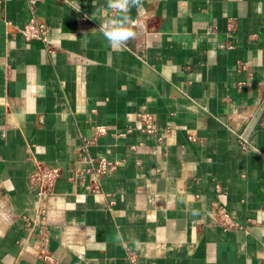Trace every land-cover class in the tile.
I'll use <instances>...</instances> for the list:
<instances>
[{
	"label": "crops",
	"instance_id": "1",
	"mask_svg": "<svg viewBox=\"0 0 264 264\" xmlns=\"http://www.w3.org/2000/svg\"><path fill=\"white\" fill-rule=\"evenodd\" d=\"M144 3L135 38L113 49L92 35L93 0H0V264H44L27 184L38 165L62 169L46 201L52 264H264V0ZM32 19L53 53L17 33ZM85 140L93 159L119 162L95 195L91 176L67 179ZM217 206L255 222L222 231Z\"/></svg>",
	"mask_w": 264,
	"mask_h": 264
},
{
	"label": "built area",
	"instance_id": "2",
	"mask_svg": "<svg viewBox=\"0 0 264 264\" xmlns=\"http://www.w3.org/2000/svg\"><path fill=\"white\" fill-rule=\"evenodd\" d=\"M9 26L10 24L7 23ZM236 31V24L234 19H229L227 23L226 34L231 35ZM17 33L24 39L26 42L37 41L43 44L45 49L53 53L54 49L50 46L49 41V30L47 25L35 20H30L20 29H17ZM264 113V104L259 107L256 112V117L261 118ZM254 114V113H253ZM138 121L140 122L139 131L145 135L153 136L158 141H162L163 137H160L156 133L154 127L153 118L148 113H140L137 116ZM95 132L98 135H104L106 133L105 127H96ZM249 133H240L237 134V142L241 149L248 150L252 149L251 144V133L253 132V127L249 129ZM127 133L131 132V129L126 131ZM91 145L90 141H84L79 149L77 150V157L73 163L68 167L69 173L67 179L70 183L75 184L76 180L79 179L80 183L85 182L87 176H91V182L87 185V191L90 194H99L101 193L99 179L100 177L106 175L107 173L115 171L119 162H110L106 159H93L89 153L88 148ZM135 147H132L131 150H134ZM62 169L59 167H48L45 165H38L35 170L29 175L27 179V184L29 190L34 193L36 198V213L40 216L38 221L40 243L36 247V254L38 258L44 264H52V258L46 253V244L45 237L47 233V224H46V201L49 198L55 196V184L57 180L61 177ZM209 216L211 218L212 224L219 227L222 231H241L246 233L249 225L254 224L253 219H248L246 224H240L237 222L226 210L224 207L217 206L209 211ZM26 224V227L31 229L37 223L34 221L23 218ZM134 257L130 256V261L134 262Z\"/></svg>",
	"mask_w": 264,
	"mask_h": 264
},
{
	"label": "clouds",
	"instance_id": "3",
	"mask_svg": "<svg viewBox=\"0 0 264 264\" xmlns=\"http://www.w3.org/2000/svg\"><path fill=\"white\" fill-rule=\"evenodd\" d=\"M93 4L95 12L92 19L99 20L100 24L98 30H92V35L99 32L113 49L126 47L128 41L136 36L133 29L137 25V20H134L130 13L136 9L139 16L143 17L146 14L144 0H106V5L99 7L93 0ZM71 7L76 11L80 10L79 3L73 2Z\"/></svg>",
	"mask_w": 264,
	"mask_h": 264
},
{
	"label": "water",
	"instance_id": "4",
	"mask_svg": "<svg viewBox=\"0 0 264 264\" xmlns=\"http://www.w3.org/2000/svg\"><path fill=\"white\" fill-rule=\"evenodd\" d=\"M54 192H55V190H54ZM56 194V193H55Z\"/></svg>",
	"mask_w": 264,
	"mask_h": 264
}]
</instances>
